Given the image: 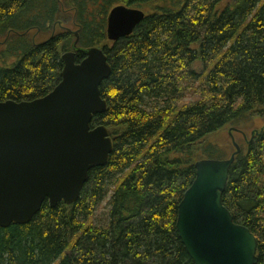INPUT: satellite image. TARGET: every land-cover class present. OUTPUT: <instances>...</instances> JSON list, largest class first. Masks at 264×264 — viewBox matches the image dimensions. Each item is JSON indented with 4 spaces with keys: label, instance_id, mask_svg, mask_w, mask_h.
<instances>
[{
    "label": "trees",
    "instance_id": "obj_1",
    "mask_svg": "<svg viewBox=\"0 0 264 264\" xmlns=\"http://www.w3.org/2000/svg\"><path fill=\"white\" fill-rule=\"evenodd\" d=\"M118 5L146 17L113 42ZM6 37L0 102L49 94L75 45L105 51L108 108L92 127L107 126L114 150L77 202L46 201L29 223L1 228L0 264H196L176 229L178 206L195 163L226 158L211 138L264 115V0H0ZM240 147L223 202L257 237L264 264V131Z\"/></svg>",
    "mask_w": 264,
    "mask_h": 264
},
{
    "label": "water",
    "instance_id": "obj_2",
    "mask_svg": "<svg viewBox=\"0 0 264 264\" xmlns=\"http://www.w3.org/2000/svg\"><path fill=\"white\" fill-rule=\"evenodd\" d=\"M141 9L114 7L107 36L116 42L132 35L145 19ZM77 35V32L75 33ZM84 58L77 62V53ZM61 81L34 100L0 102V229L29 223L48 201L51 207L74 204L90 171L105 166L114 139L105 125L92 127L106 112L102 83L112 74L100 47L63 54ZM241 132L245 139L246 134ZM264 131H253L252 137ZM231 134V133H230ZM228 159H202L178 206L176 229L196 264H257L258 239L237 223L223 202L229 173L241 147L233 135Z\"/></svg>",
    "mask_w": 264,
    "mask_h": 264
},
{
    "label": "rangeland",
    "instance_id": "obj_3",
    "mask_svg": "<svg viewBox=\"0 0 264 264\" xmlns=\"http://www.w3.org/2000/svg\"><path fill=\"white\" fill-rule=\"evenodd\" d=\"M70 19H69V22H67L68 26L71 25ZM71 28H72V31L76 33V28H73V27ZM262 127H264V115L256 118L251 125L247 127H242L241 130L246 134V139L249 140L252 137L251 135L252 132L255 130L261 129ZM231 135L234 136L236 142H238L239 145L245 139L244 135L241 132H236L233 129H230V127L222 129L221 131H219L216 135H214L211 138V141L215 143L217 142L218 144H221L225 148V150L227 151V152L225 151L226 152L225 159H228L235 149L233 142H232ZM107 203L108 201L106 200L104 203H102L101 207L98 209L97 214L99 216L105 217V214L107 211Z\"/></svg>",
    "mask_w": 264,
    "mask_h": 264
},
{
    "label": "flooded vegetation",
    "instance_id": "obj_4",
    "mask_svg": "<svg viewBox=\"0 0 264 264\" xmlns=\"http://www.w3.org/2000/svg\"><path fill=\"white\" fill-rule=\"evenodd\" d=\"M7 39H8L7 37H6V38H3V40L0 41V43H3V45L6 44V42H7L6 40H7Z\"/></svg>",
    "mask_w": 264,
    "mask_h": 264
}]
</instances>
